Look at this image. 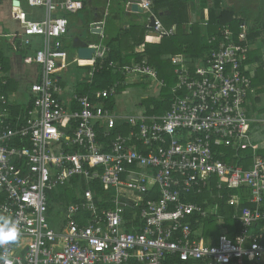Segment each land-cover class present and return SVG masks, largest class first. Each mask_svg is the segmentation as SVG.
<instances>
[{
	"label": "built area",
	"instance_id": "obj_1",
	"mask_svg": "<svg viewBox=\"0 0 264 264\" xmlns=\"http://www.w3.org/2000/svg\"><path fill=\"white\" fill-rule=\"evenodd\" d=\"M137 3L148 15L147 41L175 34V27L166 29L157 18L151 0ZM27 4L46 15L32 21L21 7H13L12 18L22 29L17 46L31 50L35 37L42 40V48L24 58L41 73L29 88L32 107L25 113L12 115L10 99L0 95V194L6 196L0 216L10 218L20 233L0 246V264H264V158L251 142L252 120L245 109L252 87L246 25L238 44L226 29L218 47L193 70L185 57L172 58L178 97L164 116H148L145 109L123 115L89 95L75 94V108L62 99L60 76L69 58L65 15L78 13L81 3ZM91 47L96 50L89 61L91 81L108 67L126 78L96 92L97 100L117 97L136 81L147 80L159 91L165 86L146 57L119 66L107 61L108 47ZM7 78L0 60V83L7 85ZM119 127H127L128 134H115ZM218 147L253 149L251 168L217 158ZM212 180L217 191L251 190L254 208L234 216L240 225L234 240L221 235L209 243L192 229L195 216L204 220L218 213V206L209 211L186 200L193 191H207ZM69 184L80 197L55 229L48 218L49 194Z\"/></svg>",
	"mask_w": 264,
	"mask_h": 264
},
{
	"label": "trees",
	"instance_id": "obj_2",
	"mask_svg": "<svg viewBox=\"0 0 264 264\" xmlns=\"http://www.w3.org/2000/svg\"><path fill=\"white\" fill-rule=\"evenodd\" d=\"M123 6L118 13V17L125 15L126 6L130 0H120ZM153 11L157 18L163 22L166 29H170L175 26L176 33L164 36L159 45L146 44L143 55L127 54L123 56L119 51L112 49L110 46L115 43V39L105 41L104 44L109 45L110 51L106 54L107 61L117 63L119 66L132 65L146 57L149 64L157 71L159 79L164 81L165 86L159 91L158 95L152 96L147 100L142 101L143 107L146 110L148 116H164L171 110L172 103L178 97L173 93V89L176 87L178 79L175 75V65L172 63V58L177 56L185 57L191 62V69H194V65L200 62L203 58L214 49L218 47L220 40L222 39V33L226 29H230L234 32L233 39L238 44L239 33L243 31L242 26L246 25L247 32V44H255L258 41L264 44V5L259 4V0H238L239 6L234 4V7L230 5V8L224 6V0H213L212 6L208 8L206 14L201 16L199 20L190 25L192 10L195 9L192 6V0H152ZM230 3V4H229ZM83 9V7H82ZM202 9V7H201ZM167 12V13H166ZM164 13V14H162ZM146 15V14H145ZM148 15H146L147 18ZM137 17H143V15H137ZM256 17V18H255ZM205 23H202V21ZM147 23V20H146ZM139 23H132V29L127 33L128 36H133ZM149 30L146 25L143 28V34H141L140 41L138 43H144L145 37L148 35ZM15 37L11 38L10 48L18 52L17 43L18 40ZM215 39L216 42L210 44L209 41ZM17 40V41H16ZM120 41V38H116ZM244 46L245 44H240ZM252 55V54H251ZM25 58V56H23ZM2 59L3 69L9 70V61ZM251 63L249 56L248 64ZM85 72L90 71L91 67H84ZM88 82H83L78 86L79 96L89 95L94 101L103 103L106 107L114 109L116 107V98L112 97L106 100H97L94 96L96 92L103 91L118 81H125V76L118 70L113 68H105L102 71L96 72L93 80L88 78ZM9 86H3L0 84V95H7L10 93ZM180 95V94H178ZM184 94H182L183 96ZM181 96V95H180ZM75 108V107H74ZM99 137H103L104 130L98 129ZM217 158L222 159L224 162L231 164L242 165L247 169L251 158H253L252 150H248L239 155V158L235 157V152L223 147L215 149ZM215 181L212 180L211 185L205 190L207 192H213L218 195H222L223 198L213 201V208L218 206V213L216 215H210L204 220L201 217L195 216L197 220L192 221L193 231L202 230L204 234H211L208 224L220 225V234L232 237L234 239V232L240 229L239 224H234L230 218L235 211L242 212L244 208H250V204L247 203L249 195L247 189L235 190V191H217L215 188ZM211 189V191H209ZM207 192L201 194L202 196L192 197L189 202H194L200 205L202 208L203 200L208 197ZM246 193V194H245ZM100 194V193H99ZM205 195V196H204ZM97 197L102 195H96ZM80 197L78 189L72 186H60L56 191L49 194V222L55 229L58 228L60 223L64 220V211L67 207L78 201ZM239 198V206H230L229 203L235 198ZM6 196L0 194V203L5 200ZM237 207V208H236ZM131 212L126 214V218H131ZM224 219V220H223Z\"/></svg>",
	"mask_w": 264,
	"mask_h": 264
},
{
	"label": "crops",
	"instance_id": "obj_3",
	"mask_svg": "<svg viewBox=\"0 0 264 264\" xmlns=\"http://www.w3.org/2000/svg\"><path fill=\"white\" fill-rule=\"evenodd\" d=\"M14 1L16 0H0V55L3 56V58H5L6 60H8L10 64L9 70L5 72L6 75L8 76L7 78L8 83L7 85H3L2 83L0 84L3 86L10 87L11 92L8 93L6 96H8V98L10 99V102L13 105L10 108L12 115H16L21 112L25 113L28 108L32 107V98L30 96L29 88L34 82H37L39 80L41 69L37 65H29L25 63L23 56L26 57L27 55H33V51L35 49L42 48V40L38 37H35L33 39L34 46L31 50L30 49L24 50V51L18 50V52H16V50H12L10 48L11 38L17 35L16 39L19 40L20 35L22 33L20 23L15 21L12 18ZM17 1H20V6L18 7H21V9L27 13L29 20L41 21L45 17L46 15L45 9L41 7L31 8L27 4V0H17ZM98 1L100 2L101 0H98ZM104 2H105L104 8H101V9L92 8L89 12H86L85 15H83V12L87 7V5L85 4L83 5L84 8L81 9L78 13L65 15L69 21V28H68L69 31L64 41V46H65L66 51L68 52V55H70L69 48H68L69 45H72V48L76 50L75 61H78V62L84 61L80 59L78 56V50L82 43H88L89 45H103V46L108 47L109 45L104 44L105 41L115 39L116 42L113 43L110 47L122 53L123 56H126L127 54L143 55L146 44L159 45L161 43L163 38L160 40L155 38V39H151L150 41H147L145 37L144 43L137 42V41H140L141 39V34H143V28L146 25L147 18L144 13L135 14L130 11V5L134 2L133 0H130L129 4L126 6V9H125L126 14L121 15L119 17L117 15L118 13H120V9L123 7L121 5L122 4L121 1L120 0H111V1L104 0ZM191 4L193 8L195 9L192 10V17H191V22L189 26L196 23L199 20V18L203 16V14L204 15L206 14V12L203 11V9H201V3L199 1L192 0ZM58 15H63V14L58 13ZM137 15H143V17H137ZM110 18L113 20V22L116 25L115 27H110L108 29V24H110L109 23ZM133 22L139 23L138 27L141 30L137 28L133 36H128L126 32L130 31L133 28L132 27ZM202 23H205V21L203 20ZM95 26H97V28L102 26V28L100 29V31H96V28H94ZM92 31H96L97 33L93 34ZM87 32H88V35H87ZM175 33H176V30H175ZM116 38L117 39L120 38V41L116 40ZM16 43L18 44L19 41ZM142 49H143V52H142ZM251 54H250V59H251L250 75H251V80H252V87H251V90L246 100L245 109H246L247 116L249 117V119L252 120L251 129H250L251 142L257 148V153L264 158V134H261V131L259 128L257 127L254 128L252 126V123L255 122V120H253L255 119V117L250 116L252 115L255 105L260 106L261 110H264V44L260 43L259 41L253 45L251 44ZM0 60L2 61V59ZM87 62L89 63L88 65L81 64L79 68L81 69L87 66L90 67V62L89 61ZM80 69H79V72H81ZM85 71L86 70L84 68V71L82 73L83 77L86 76ZM62 76H60L61 84L63 88L65 89V93L62 95V99L64 100V103L66 105L70 106L71 108H74L76 107V105L73 101V96L75 94L79 95L78 89H77L78 85L75 84V85H72V87L68 86L66 83H64ZM136 82L137 83L135 85L141 84L140 81H136ZM141 82L143 83L142 80ZM135 85H131V86H135ZM127 88L129 87L121 88L119 95L123 92L124 89H127ZM251 95L253 96L252 98L254 101L253 100L250 101ZM118 96L115 97L116 98L115 99L116 107L114 108L115 110L120 105V102H119L120 98ZM140 106L143 107L142 102L140 103ZM122 108L124 110H119V111L123 115H137V114H140L143 109H145L143 107L141 112L138 111L133 114H128L126 113V110H125L126 107H122ZM262 130H264V127H262ZM117 132L128 134L129 131L127 127H123V128L119 127L117 128L116 131H114L115 134ZM223 148H228L234 151L236 158H239V155L243 153V152L241 153L237 152L233 147H223ZM252 152H254L253 149H252ZM252 162L253 160L251 158L249 167H247V169L251 168L253 164ZM244 188L247 189V193L249 195L247 203H249L251 205L250 208L253 209L254 205L250 201L251 200V190L249 187H244ZM244 188H240L237 190H241V189L243 190ZM194 193L195 191L189 194V197L196 198L198 196L199 197L202 196V195H195ZM206 195H208V197H206L203 200L202 206L206 207L205 209L211 211L213 208L212 205H214L213 201L217 199L216 193L207 192ZM190 198L186 197V200L189 202ZM234 200L237 201L238 204H235V205L229 204V205L239 206V198L237 197ZM239 214L240 212L237 213L236 211L232 213L230 220L234 224H239L234 219V216L239 215ZM239 231L240 229H238L237 231L235 230L234 239L238 236ZM196 232H198L201 235H204V237L206 238V241L209 243H217L218 241L219 235L217 236L216 234H212V233L204 234L205 231L203 232L202 230L196 231ZM229 238L232 239V237H229Z\"/></svg>",
	"mask_w": 264,
	"mask_h": 264
},
{
	"label": "rangeland",
	"instance_id": "obj_4",
	"mask_svg": "<svg viewBox=\"0 0 264 264\" xmlns=\"http://www.w3.org/2000/svg\"><path fill=\"white\" fill-rule=\"evenodd\" d=\"M75 1L80 2L82 6L84 4L87 5L86 9L83 12V15H85L86 12H89L92 8L101 9L105 7L104 0H101L100 2L98 0H92V1L91 0H75ZM195 1H199L201 3V7L203 11L205 12H207L208 8H210V6H212V3H213V0H195ZM228 2H231V4L230 3L229 4L232 6V8L234 7V4L236 6H239L238 0H224V6L226 8H230V5L228 6ZM259 4L264 5V0H259ZM109 23L110 24H108V29L110 27H115L116 25L111 18L109 19ZM94 28H96V31H100L102 26L98 28L97 26H95ZM138 29L141 30L139 27ZM96 31H92V33L95 34L97 33ZM87 35H88V32H87ZM68 48L70 52L69 53L70 55L68 58V68L62 74L63 76L62 75L61 76L63 77L64 83H66L68 86L72 87V85H75V84L79 86V85H82L83 81L85 82L89 81L87 72H85L86 76L83 77L82 73L84 71V68L80 69L79 67L81 64L88 65L89 63L87 61H81V62L75 61L76 50L72 48V45H69ZM79 69L81 72H79ZM142 81L143 83L140 82L141 84L130 86L129 88L124 89L123 92L118 96L120 98L119 99L120 105L116 108L117 113L122 114L119 111V110H124L122 107H126L125 110H126V113L128 114H133L138 111L141 112V110L143 109V107L140 106L142 97L143 96L152 97V96L158 95L159 88H157V86H155L154 84L153 86H151V83L148 82L147 80H142ZM252 97L253 96L251 95L250 101L253 100ZM250 116L255 117V119H253L255 120V122H253L255 124L252 123V126L254 128L256 127L259 128L261 131V134H264V130H262V127H264V110H261L260 106L255 105L252 115ZM208 226L212 234H216L217 236L220 234V225H217V223L216 224L209 223Z\"/></svg>",
	"mask_w": 264,
	"mask_h": 264
},
{
	"label": "clouds",
	"instance_id": "obj_5",
	"mask_svg": "<svg viewBox=\"0 0 264 264\" xmlns=\"http://www.w3.org/2000/svg\"><path fill=\"white\" fill-rule=\"evenodd\" d=\"M19 234L17 225L10 218L0 216V246L15 241Z\"/></svg>",
	"mask_w": 264,
	"mask_h": 264
},
{
	"label": "water",
	"instance_id": "obj_6",
	"mask_svg": "<svg viewBox=\"0 0 264 264\" xmlns=\"http://www.w3.org/2000/svg\"><path fill=\"white\" fill-rule=\"evenodd\" d=\"M134 2L130 5V11L135 14H143L144 9H142L137 1L139 0H133ZM14 6H20V1H14L13 2ZM152 25H154V20H152ZM95 48L91 47L88 43H82L79 50H78V56L80 59L84 61H90L93 58V55L95 53Z\"/></svg>",
	"mask_w": 264,
	"mask_h": 264
}]
</instances>
